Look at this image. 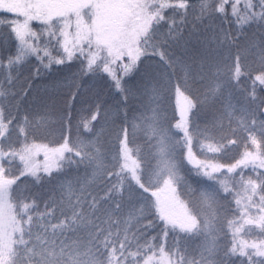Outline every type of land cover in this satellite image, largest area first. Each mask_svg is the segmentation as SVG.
I'll return each instance as SVG.
<instances>
[{"label":"snow or ice","instance_id":"1","mask_svg":"<svg viewBox=\"0 0 264 264\" xmlns=\"http://www.w3.org/2000/svg\"><path fill=\"white\" fill-rule=\"evenodd\" d=\"M0 12L14 14L0 17V264H264V0H0ZM32 58L34 76L79 61L74 76L111 79L114 154L94 123L99 106L75 139L36 142L48 117L12 113ZM194 140L243 150L234 163H204ZM178 147L214 182L187 202ZM25 176L52 184L43 210L20 191Z\"/></svg>","mask_w":264,"mask_h":264},{"label":"trees","instance_id":"2","mask_svg":"<svg viewBox=\"0 0 264 264\" xmlns=\"http://www.w3.org/2000/svg\"><path fill=\"white\" fill-rule=\"evenodd\" d=\"M13 15L11 13H0V17H11ZM32 27L38 29L42 26L38 22L33 21ZM224 27L234 28V25L225 24ZM10 51L14 53L15 47H11ZM36 66H38V61L32 58L19 73L14 89L17 95L13 99L14 106L12 107V113L18 119H22L25 115L30 118L39 115L48 117L47 128L35 137L36 142L47 144L49 147H58L63 143L64 135H69L70 139H75L78 135L77 125L81 119L90 116V114L96 111L97 106H99L101 110L100 116L94 123L97 130L100 128L104 129L102 141L105 150L114 154L117 146L115 133L119 127L116 109L120 101V93L115 89L111 79L105 74H100V77H93L91 75L74 76L73 73L79 68V61H73L71 65H54L52 71H42L40 75L34 76L33 73ZM57 67L64 70L57 72ZM69 68L71 71L68 70ZM70 80H75L79 84V88L77 89L76 84L70 83ZM166 107L169 119L174 125L180 119L174 92L169 95ZM68 114L71 115L70 132L67 131L69 126L63 120ZM210 119V113L202 116L199 121L201 127H204L206 120ZM173 132L178 137H182L183 135L175 128H173ZM79 135L85 138L90 137L91 133H86L80 128ZM217 139H219V134H217ZM237 139H240L239 135ZM136 144L143 145V138L138 137ZM242 150L240 145H232L230 149L223 153H212L208 152L206 148H202L195 140L193 142L195 160L204 163H234L236 159H239ZM176 158L181 162V175L184 177V183L177 187V192L181 199L187 202L191 198L192 190L207 187L214 183L207 180L206 177L196 175L197 168L189 163L186 148L178 147ZM110 159L111 156H109ZM250 171V169L246 170V172ZM81 172H83V169H81ZM221 174L217 173L216 175ZM46 181L47 178L45 182L35 184L30 177L25 176L21 177V180L17 182L20 185L21 192H28L35 197L40 204L41 210H43V201L48 198L52 189V184ZM13 187L15 188L16 186L14 185ZM232 207H235L234 203ZM151 235H156V232H151ZM169 242H171V238H169Z\"/></svg>","mask_w":264,"mask_h":264},{"label":"rangeland","instance_id":"3","mask_svg":"<svg viewBox=\"0 0 264 264\" xmlns=\"http://www.w3.org/2000/svg\"><path fill=\"white\" fill-rule=\"evenodd\" d=\"M0 13H4V12H0ZM178 113H179V110H178ZM179 117H180V113H179ZM36 159H37L38 162L42 163L43 162V154L41 153V155H39L38 157H36ZM191 164L195 166V160Z\"/></svg>","mask_w":264,"mask_h":264}]
</instances>
